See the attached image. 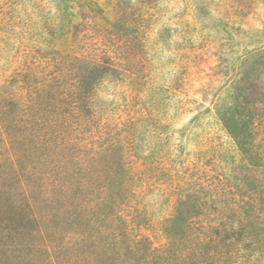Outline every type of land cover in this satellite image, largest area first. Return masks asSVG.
I'll list each match as a JSON object with an SVG mask.
<instances>
[{"label":"rangeland","instance_id":"1","mask_svg":"<svg viewBox=\"0 0 264 264\" xmlns=\"http://www.w3.org/2000/svg\"><path fill=\"white\" fill-rule=\"evenodd\" d=\"M58 59L64 90L77 81L91 90V123L117 138L110 154L136 176L121 217L134 220L139 241L135 251L81 234L58 252L61 264H130L165 246L180 191L199 177L264 185V0H0V84ZM16 243L6 237L0 264H49ZM238 264H264V254L249 244Z\"/></svg>","mask_w":264,"mask_h":264},{"label":"trees","instance_id":"2","mask_svg":"<svg viewBox=\"0 0 264 264\" xmlns=\"http://www.w3.org/2000/svg\"><path fill=\"white\" fill-rule=\"evenodd\" d=\"M62 59L25 64L0 84V246L11 237L46 253L49 264H61L58 252L73 247L66 240L100 231L136 251V224L121 217L136 176L110 154L117 138H105L91 123V90L82 81L64 90ZM92 59L115 70L101 55ZM195 184L180 191L165 226L168 243L141 251L130 264H238L249 244L264 254L262 180L243 190L224 188L219 177Z\"/></svg>","mask_w":264,"mask_h":264}]
</instances>
